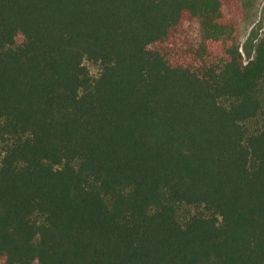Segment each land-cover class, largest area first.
<instances>
[{
  "label": "trees",
  "instance_id": "obj_1",
  "mask_svg": "<svg viewBox=\"0 0 264 264\" xmlns=\"http://www.w3.org/2000/svg\"><path fill=\"white\" fill-rule=\"evenodd\" d=\"M257 4L0 0V264H264Z\"/></svg>",
  "mask_w": 264,
  "mask_h": 264
},
{
  "label": "rangeland",
  "instance_id": "obj_2",
  "mask_svg": "<svg viewBox=\"0 0 264 264\" xmlns=\"http://www.w3.org/2000/svg\"><path fill=\"white\" fill-rule=\"evenodd\" d=\"M257 15H256V23L259 24L260 26H262V29L260 30V32L262 33V35H264V0H258V4H257ZM257 42V41H256ZM246 46H249V48H253L254 45L253 44H248V42L243 43L242 45V49H244ZM255 54V49H252L251 53L249 52H245V59L246 61H249L251 58H253ZM91 70L93 71V73L98 72L99 70V66L98 64L95 63H89ZM3 157V151L0 147V165H1V159Z\"/></svg>",
  "mask_w": 264,
  "mask_h": 264
}]
</instances>
